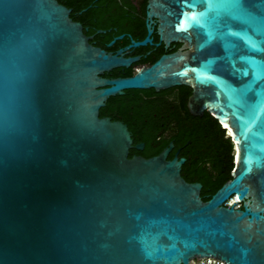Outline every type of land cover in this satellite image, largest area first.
Returning <instances> with one entry per match:
<instances>
[{
    "label": "water",
    "instance_id": "water-1",
    "mask_svg": "<svg viewBox=\"0 0 264 264\" xmlns=\"http://www.w3.org/2000/svg\"><path fill=\"white\" fill-rule=\"evenodd\" d=\"M221 3L150 0L147 35L125 50L151 43L155 20L184 51L108 79L138 58L90 44L57 0H0V264H264V68L249 90L242 59L264 66V44L249 46L264 24L218 17ZM180 86L189 114L212 115L233 144L231 179L205 202L185 159L167 160L172 143L129 158L127 126L99 117L126 90Z\"/></svg>",
    "mask_w": 264,
    "mask_h": 264
},
{
    "label": "trees",
    "instance_id": "trees-1",
    "mask_svg": "<svg viewBox=\"0 0 264 264\" xmlns=\"http://www.w3.org/2000/svg\"><path fill=\"white\" fill-rule=\"evenodd\" d=\"M67 7H86L91 0H57ZM73 20H77L71 15ZM99 28H107L108 22L100 20ZM128 31L132 39H142L145 35L141 24L120 27L116 34ZM114 34L103 35L104 43ZM129 39L125 38L124 44ZM114 50L116 47L106 48ZM144 62V61H142ZM153 60L150 61V63ZM132 68L117 69L104 77H130ZM174 90L177 91L174 96ZM191 89L180 86L156 93L150 90H126L122 96L110 97L99 111V117L120 120L131 133L134 143L145 144V156L156 155L170 142L175 150L181 149L179 157L185 162L181 167V177L188 183L201 184L200 197L207 201L228 180L234 169V150L227 131L212 115L204 112L202 117L191 116L187 110V98ZM172 98V99H169ZM167 133V135H165ZM134 151H129L130 158Z\"/></svg>",
    "mask_w": 264,
    "mask_h": 264
},
{
    "label": "flooded vegetation",
    "instance_id": "flooded-vegetation-1",
    "mask_svg": "<svg viewBox=\"0 0 264 264\" xmlns=\"http://www.w3.org/2000/svg\"><path fill=\"white\" fill-rule=\"evenodd\" d=\"M149 1L150 0H91L86 7H83L78 10H76L77 7L75 6L74 7L72 6L67 7L65 5L63 6L70 10V14H69L70 18L71 15H74V17L77 18V20H73V18L71 19L82 26L83 33L86 37L89 38L90 44L106 51L107 53L115 54L119 50H124L123 54L125 58H135V57L138 58V61L131 64L130 67L125 68V69L132 68L133 71L132 75H134L137 69L141 67H148L151 64H153L156 60H158L161 56L172 54L182 49V45L180 43L171 42L169 46L166 47L163 42H160L156 32V21L153 20V24H152L153 32L150 36L151 43H148L145 46H140L125 50V48L128 47L132 42L143 41L147 35L146 20H147V12H148L147 4ZM102 19L108 22V27L105 29L98 27V23ZM131 24L134 25L141 24L144 27L145 35L142 39H137V40L132 39L131 33L126 30L122 31L119 34H116L120 29V27L126 29ZM106 33L110 35L114 34V36L112 37L111 40L104 43L103 35H105ZM125 38H131V39H129L128 43L124 44ZM110 43L112 44L109 46ZM103 45L109 49L112 47H116L117 45V48H115L114 50H107L102 47ZM182 51L184 50L182 49ZM151 60H153V62L150 63ZM118 69H121V71L124 70L122 68H118ZM104 78L112 79V78H125V77H104ZM160 92H156V93H160ZM176 93L177 91L174 90V96L176 95ZM114 121H120V120H114ZM165 135H167V133ZM140 145H143L141 150L135 149L136 146H140ZM131 150L134 151V154L132 156L143 157L146 159L155 157L162 152L161 150L156 155L145 156L147 153L145 151V144L142 142L134 143L133 139H132V148L130 149V151ZM180 152L181 149L179 148L175 150L173 145V148L167 155V160L168 161L172 160L176 153H177V158L181 159V157H179Z\"/></svg>",
    "mask_w": 264,
    "mask_h": 264
},
{
    "label": "snow or ice",
    "instance_id": "snow-or-ice-1",
    "mask_svg": "<svg viewBox=\"0 0 264 264\" xmlns=\"http://www.w3.org/2000/svg\"><path fill=\"white\" fill-rule=\"evenodd\" d=\"M253 4L254 0H222L217 16L236 19L248 26H252L255 23L264 24V12H261L260 14L254 13L251 10ZM261 35H264V33H261ZM261 44H264V40L257 41L249 38V46L251 49H257ZM242 59H246V62L253 71V79L249 81L248 85L249 90H252L256 80L262 75V68H264V66H262L260 62L252 60L251 58Z\"/></svg>",
    "mask_w": 264,
    "mask_h": 264
},
{
    "label": "built area",
    "instance_id": "built-area-1",
    "mask_svg": "<svg viewBox=\"0 0 264 264\" xmlns=\"http://www.w3.org/2000/svg\"><path fill=\"white\" fill-rule=\"evenodd\" d=\"M232 201H233V198H231V199H229L225 204H224V206L225 207H230V206H232ZM241 207V205L240 204H237L236 206H235V209H238V208H240ZM189 264H222V263H220V262H218V261H216V260H213V259H202V260H198V261H190L189 262Z\"/></svg>",
    "mask_w": 264,
    "mask_h": 264
},
{
    "label": "bare ground",
    "instance_id": "bare-ground-1",
    "mask_svg": "<svg viewBox=\"0 0 264 264\" xmlns=\"http://www.w3.org/2000/svg\"><path fill=\"white\" fill-rule=\"evenodd\" d=\"M223 127H225V125H223ZM226 128V127H225ZM235 202V200L233 199V201H232V203H234Z\"/></svg>",
    "mask_w": 264,
    "mask_h": 264
}]
</instances>
